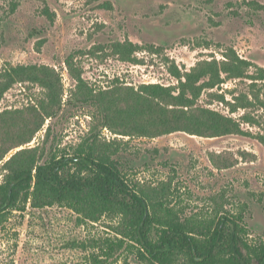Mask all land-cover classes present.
Segmentation results:
<instances>
[{
    "label": "rangeland",
    "instance_id": "obj_1",
    "mask_svg": "<svg viewBox=\"0 0 264 264\" xmlns=\"http://www.w3.org/2000/svg\"><path fill=\"white\" fill-rule=\"evenodd\" d=\"M48 6L54 23L43 14ZM130 40L140 48L132 60L113 49ZM233 48L255 66L264 67V0H0V71L7 65L45 64L62 75L67 98L76 85L65 60L74 57L82 77L96 89L114 86L141 89L145 84L178 86L171 73L174 63L190 71L200 60L225 59ZM248 79H228L220 87L205 89L197 105L239 118L245 109L231 112L209 92H223L232 100L249 91ZM44 89L29 82L16 83L0 100V112L24 109L44 96ZM264 117L260 107L249 109ZM91 125L89 109L64 104L48 119L33 140L16 151L59 142L61 147L81 141ZM245 129H262L243 123ZM102 129L107 141L123 140L119 158L130 178L168 180L176 184L179 207L186 215L206 216L215 208L238 211L247 204L245 219L251 237H264V145L255 137L224 135L201 137L178 131L158 137H129ZM215 203H218L215 206ZM103 221L83 225L70 208L54 205L14 211L0 223V264H82L89 252L82 244L106 235ZM129 264H137L133 256ZM114 264H126L124 255Z\"/></svg>",
    "mask_w": 264,
    "mask_h": 264
},
{
    "label": "trees",
    "instance_id": "obj_2",
    "mask_svg": "<svg viewBox=\"0 0 264 264\" xmlns=\"http://www.w3.org/2000/svg\"><path fill=\"white\" fill-rule=\"evenodd\" d=\"M21 0H12L15 10ZM51 23L56 13L45 6ZM140 47L134 42H116L113 49L123 60H132ZM225 59L200 60L190 71L174 63L171 73L178 86L145 84L141 89L116 85L96 89L82 77L73 56L65 62L76 85L64 99L62 75L45 64L7 65L0 71V100L16 83L29 82L45 91L37 102L24 109L0 112V161L8 153L30 143L48 119L56 118L66 105L89 109L91 125L80 142L61 147L59 142L25 147L4 162L0 182V223L14 211L62 205L73 210L83 225L102 222L106 235L84 241L89 252L82 264H114L124 255L137 264H264V237H251L245 219L247 204L234 212L215 208L206 216L186 215L179 207L174 179L130 178L119 158L123 140L102 138V129L134 137H158L178 131L201 137L244 135L264 145V117L249 109L264 110V67L255 66L233 48ZM228 79H248L249 91L236 93L232 100L223 92H209L227 104L239 117L197 105L205 89L220 87ZM243 123L258 126L253 133ZM218 203H215L217 206Z\"/></svg>",
    "mask_w": 264,
    "mask_h": 264
},
{
    "label": "built area",
    "instance_id": "obj_3",
    "mask_svg": "<svg viewBox=\"0 0 264 264\" xmlns=\"http://www.w3.org/2000/svg\"><path fill=\"white\" fill-rule=\"evenodd\" d=\"M105 131H106L107 133H108V132L111 133V132L108 130V128H105Z\"/></svg>",
    "mask_w": 264,
    "mask_h": 264
}]
</instances>
